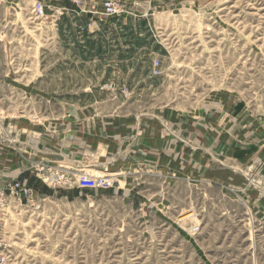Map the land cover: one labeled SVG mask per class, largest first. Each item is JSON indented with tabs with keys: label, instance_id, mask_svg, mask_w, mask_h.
Wrapping results in <instances>:
<instances>
[{
	"label": "rangeland",
	"instance_id": "obj_1",
	"mask_svg": "<svg viewBox=\"0 0 264 264\" xmlns=\"http://www.w3.org/2000/svg\"><path fill=\"white\" fill-rule=\"evenodd\" d=\"M36 1L43 2L0 0V78L18 77L21 86L15 87L32 88L29 98L16 89L4 93L22 110L34 102L48 107L50 96L94 93L103 109L143 114L138 122L155 124L161 111L178 112L186 142L188 125L203 114L217 125L226 106H235L249 136L264 143V0L128 6L135 19L124 27L132 30L129 43L122 46L123 33L98 35L81 54L82 64L72 54L67 64H55L57 54L46 49L50 25L37 16ZM7 55L13 64H3ZM113 94L115 103L104 102ZM256 153L251 148L255 160L237 169L247 178L243 192L210 182L202 171L181 172L172 181L129 167L130 175L119 177L114 157L94 166L89 157L82 172L108 178L109 188L39 180L22 201L11 199L0 210L7 264H264V211L257 208L264 200V148Z\"/></svg>",
	"mask_w": 264,
	"mask_h": 264
},
{
	"label": "crops",
	"instance_id": "obj_2",
	"mask_svg": "<svg viewBox=\"0 0 264 264\" xmlns=\"http://www.w3.org/2000/svg\"><path fill=\"white\" fill-rule=\"evenodd\" d=\"M42 1L47 7L46 21L53 37L46 49L50 54H57L55 64H67L68 54L73 55L75 64H82L81 54L91 45L89 41L101 34L113 37L123 33L122 46L128 44L132 30L127 29L135 19L125 8L139 9L147 3V0H115L123 6L124 13L104 18L101 16L103 0H80L82 5L77 4L79 0ZM137 17L143 19V16ZM125 26L128 28L124 29ZM93 48L97 51L98 44L94 43ZM1 51L6 53L7 47H1ZM13 61L14 58L7 55L3 64H13ZM21 82L18 77L0 78V186L15 180L35 186L39 179L33 166L39 161L63 165L64 172L78 175L89 157L93 166L114 157L116 168L113 170H119L115 174L119 177L130 175L129 167L132 171L137 168L141 175L156 172L172 181L181 172L202 171L210 182L234 185L243 192L247 178L237 169L255 160L256 155H249L251 148L257 150L256 154L264 148L263 139L252 137L255 133L249 136L252 130L242 122V113L235 106H226L217 125L207 124L211 117L207 120L203 114L198 123L188 125V141L184 142L180 139V115L173 110L161 111L158 115L161 119L155 124L142 119L138 122L136 119L143 114L132 115L127 110L121 114V119L116 110L101 108L96 94L77 91L70 96H50L45 101L48 107L41 108L34 102L28 104L27 110H22L9 94H4L6 90L16 89L29 98L32 93L28 91L32 88L25 91L15 87V83L21 86ZM44 84L48 85L46 77ZM23 86L28 85L23 83ZM115 96H108L104 102L115 103ZM231 165L235 172L231 171ZM257 201L258 210L264 211V200Z\"/></svg>",
	"mask_w": 264,
	"mask_h": 264
},
{
	"label": "built area",
	"instance_id": "obj_3",
	"mask_svg": "<svg viewBox=\"0 0 264 264\" xmlns=\"http://www.w3.org/2000/svg\"><path fill=\"white\" fill-rule=\"evenodd\" d=\"M83 1H78V5H82ZM101 16L104 18H112L124 13L122 5L115 0H103ZM35 10L40 18H47V8L41 1H36ZM93 10V9H92ZM93 12V11H91ZM155 74L160 73V63L154 66ZM36 177L49 186L76 185L79 190H99L109 188L112 183L108 178L90 176L84 172L78 175L64 172L63 168L53 165L46 161H39L33 166ZM29 185L21 181L15 180L0 186V210L9 205L11 199L23 200L29 195ZM3 242L0 239V264L8 263V254L3 248Z\"/></svg>",
	"mask_w": 264,
	"mask_h": 264
}]
</instances>
